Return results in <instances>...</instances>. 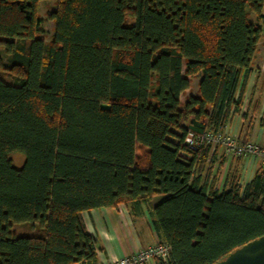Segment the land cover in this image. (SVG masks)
Returning a JSON list of instances; mask_svg holds the SVG:
<instances>
[{
    "label": "trees",
    "instance_id": "1",
    "mask_svg": "<svg viewBox=\"0 0 264 264\" xmlns=\"http://www.w3.org/2000/svg\"><path fill=\"white\" fill-rule=\"evenodd\" d=\"M44 1L0 0V264H99L83 214L120 205L149 211L168 264L263 237L264 162L219 192L216 153L186 139L239 113L264 0H54L46 20Z\"/></svg>",
    "mask_w": 264,
    "mask_h": 264
},
{
    "label": "crops",
    "instance_id": "2",
    "mask_svg": "<svg viewBox=\"0 0 264 264\" xmlns=\"http://www.w3.org/2000/svg\"><path fill=\"white\" fill-rule=\"evenodd\" d=\"M53 10L52 5L47 6L42 13L40 12L42 18L46 20ZM262 15L264 16V8ZM46 22L44 29L47 31ZM49 23L50 32H53L54 24L51 21ZM261 26L264 28V24ZM251 68L252 75L240 111L230 117L225 128L241 142L250 141L264 147V33ZM200 79L201 75L191 79L190 89L181 96L183 104L186 103L188 97L197 92ZM215 153V172L219 165L216 186L219 192L224 190L225 179L229 173L237 169L240 174L239 183L245 186L254 177L262 163V160L252 157L238 158L225 155L221 148L212 149V156ZM222 158L224 163L220 165ZM156 198L152 201L153 206L161 202ZM83 221L87 231L96 239L99 264L129 257L160 242L153 219L146 209L141 214L131 212L125 205H120L117 209L92 210L83 214ZM150 264L157 263L151 262Z\"/></svg>",
    "mask_w": 264,
    "mask_h": 264
},
{
    "label": "built area",
    "instance_id": "3",
    "mask_svg": "<svg viewBox=\"0 0 264 264\" xmlns=\"http://www.w3.org/2000/svg\"><path fill=\"white\" fill-rule=\"evenodd\" d=\"M189 148L211 146L212 149L221 148L225 155L252 157L264 162V147L254 142H241L226 128L217 132H205L202 134H189L186 139ZM171 247L157 243L154 246L140 250L139 252L119 260L103 262L102 264H168Z\"/></svg>",
    "mask_w": 264,
    "mask_h": 264
},
{
    "label": "water",
    "instance_id": "4",
    "mask_svg": "<svg viewBox=\"0 0 264 264\" xmlns=\"http://www.w3.org/2000/svg\"><path fill=\"white\" fill-rule=\"evenodd\" d=\"M217 264H264V236L235 250Z\"/></svg>",
    "mask_w": 264,
    "mask_h": 264
},
{
    "label": "rangeland",
    "instance_id": "5",
    "mask_svg": "<svg viewBox=\"0 0 264 264\" xmlns=\"http://www.w3.org/2000/svg\"><path fill=\"white\" fill-rule=\"evenodd\" d=\"M52 5V8L55 9V1L54 0H47V1H44L41 5V13L42 11L47 7V6H50ZM40 13V14H41ZM50 23L49 21L46 22V26L45 28L47 29V35L45 36V38L47 40H50L51 39V36L53 34V32H50ZM42 36V35H41ZM40 36V37H41ZM25 156L22 155V154H15L12 156V162H13V165L15 168L17 169H21L24 164H25ZM167 196H159L156 198V200H160V201H163L164 199H166ZM13 232H15L18 236H25V235H28V232H27V226H21V225H14L13 227Z\"/></svg>",
    "mask_w": 264,
    "mask_h": 264
}]
</instances>
